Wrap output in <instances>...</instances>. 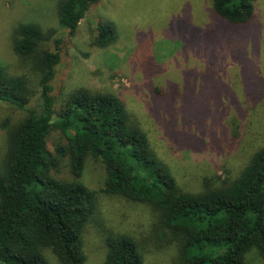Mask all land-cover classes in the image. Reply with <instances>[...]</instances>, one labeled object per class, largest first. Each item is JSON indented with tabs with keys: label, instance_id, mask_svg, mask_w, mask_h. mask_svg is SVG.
<instances>
[{
	"label": "trees",
	"instance_id": "trees-1",
	"mask_svg": "<svg viewBox=\"0 0 264 264\" xmlns=\"http://www.w3.org/2000/svg\"><path fill=\"white\" fill-rule=\"evenodd\" d=\"M99 1L63 0L60 26L74 35ZM211 2L220 18L240 26L255 19L260 0ZM46 38L34 22L15 30V52L32 59L41 74L40 109L29 108L34 95L29 79L10 74L0 63V102L26 111L17 124H6L8 144L0 167V262L49 264L45 249H50L60 264L86 262L84 231L98 210L99 194L83 181L89 156L105 165L101 192L145 205L153 226L147 242L154 243L155 249L174 248L176 264H249L247 255L254 249L264 258V142L235 178L207 176L201 190L187 191L158 155L148 131L123 98L81 87L57 105L53 81L61 61L60 39L57 50H41ZM116 38L114 25L103 22L98 26V46L107 47ZM219 84L227 87L228 95L223 99L230 96L229 102L236 101L235 94L229 93L231 88L224 82ZM254 90L246 88L250 101L257 98ZM162 93L158 99L162 100ZM180 98L186 103V97ZM223 99L212 100L214 107L225 108ZM206 104L201 105V122L208 119ZM217 118L225 126L221 136L238 135L240 115ZM215 125H202L198 141L203 142ZM53 131L60 133L62 143L51 150ZM63 165L69 177L61 175ZM106 243L108 251L102 264H145L144 247L134 236L107 234Z\"/></svg>",
	"mask_w": 264,
	"mask_h": 264
},
{
	"label": "rangeland",
	"instance_id": "rangeland-1",
	"mask_svg": "<svg viewBox=\"0 0 264 264\" xmlns=\"http://www.w3.org/2000/svg\"><path fill=\"white\" fill-rule=\"evenodd\" d=\"M62 1L0 0V63L10 74L29 79L34 91L29 108H41V74L32 59L15 52L14 39L19 25L34 22L47 35L41 50H57L60 39L61 61L53 81L57 105L81 87L123 98L148 131L158 155L187 191L201 190L207 176L235 178L241 172L255 148L264 142V0L258 4L255 19L240 26L220 18L211 0H100L92 5L74 35L60 26ZM103 22L114 25L117 33L107 47L95 43ZM222 81L236 101L229 102L230 96L223 99L227 87L219 84ZM246 88L255 89L257 98L247 99ZM161 91L162 100L158 99ZM180 97H186V103ZM222 99L227 105L220 106L224 112L212 103ZM204 102L209 115L201 122ZM219 114L241 116L238 135L221 136L225 126L215 120ZM25 115L26 111L0 102V167L8 144L6 124L15 125ZM213 123L216 125L210 132L214 134L207 133L199 142V128L212 127ZM59 143L62 137L53 131L49 149ZM65 166L61 175L69 177ZM105 178L102 160L89 156L83 181L99 194L98 210L84 231V264L104 262L106 237L112 233L134 236L144 247L145 264H176L174 248L155 249L154 243L147 242L153 226L146 206L101 192ZM44 253L49 264H60L50 249ZM247 261L264 264L255 249Z\"/></svg>",
	"mask_w": 264,
	"mask_h": 264
}]
</instances>
